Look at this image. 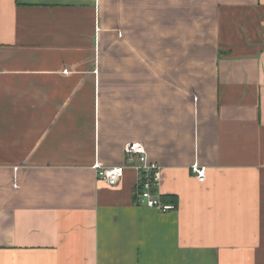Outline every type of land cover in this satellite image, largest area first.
Wrapping results in <instances>:
<instances>
[{"label":"crops","instance_id":"0c3cea01","mask_svg":"<svg viewBox=\"0 0 264 264\" xmlns=\"http://www.w3.org/2000/svg\"><path fill=\"white\" fill-rule=\"evenodd\" d=\"M0 264H264V0H0Z\"/></svg>","mask_w":264,"mask_h":264},{"label":"built area","instance_id":"2783aa9c","mask_svg":"<svg viewBox=\"0 0 264 264\" xmlns=\"http://www.w3.org/2000/svg\"><path fill=\"white\" fill-rule=\"evenodd\" d=\"M127 166L104 167L100 163L95 166L99 179L110 186H117L122 180L125 170L129 167L136 172L135 187L136 200L139 205L167 213L176 209V206L164 201L160 188L163 181L162 168L149 161L146 147L143 143L133 142L126 145ZM193 173L199 181L206 180V168L199 165L192 167Z\"/></svg>","mask_w":264,"mask_h":264},{"label":"rangeland","instance_id":"374dc122","mask_svg":"<svg viewBox=\"0 0 264 264\" xmlns=\"http://www.w3.org/2000/svg\"><path fill=\"white\" fill-rule=\"evenodd\" d=\"M117 33H118L119 37H122L123 33L121 30L117 31Z\"/></svg>","mask_w":264,"mask_h":264}]
</instances>
